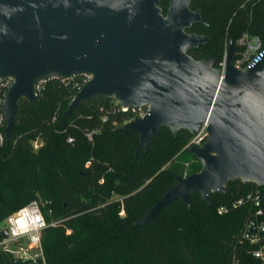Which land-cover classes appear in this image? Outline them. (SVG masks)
Wrapping results in <instances>:
<instances>
[{
	"label": "trees",
	"instance_id": "1",
	"mask_svg": "<svg viewBox=\"0 0 264 264\" xmlns=\"http://www.w3.org/2000/svg\"><path fill=\"white\" fill-rule=\"evenodd\" d=\"M159 6L165 13L169 0H160ZM190 9L200 10L205 24L194 22L185 31L208 40L188 54L202 59L215 53V67L229 38L235 44L244 33L264 31V0H193ZM11 83V78L0 79V106ZM84 83L82 74L44 79L36 91L38 100L30 104L20 99L8 140L0 109V221L34 199L46 202L41 238L45 264L248 260L242 230L254 211L250 194L256 191L264 220V185L229 180L225 192L211 193L209 202L194 192L189 207L176 199L156 220L135 225L184 171H200V161L187 146L193 134L182 128L174 135L162 126L147 150L135 156L138 133L120 126L137 110H124L114 97L102 95L82 102L62 126L68 101ZM240 198L241 205L230 207ZM222 205L228 207L219 214ZM0 264L30 263L0 252Z\"/></svg>",
	"mask_w": 264,
	"mask_h": 264
},
{
	"label": "water",
	"instance_id": "2",
	"mask_svg": "<svg viewBox=\"0 0 264 264\" xmlns=\"http://www.w3.org/2000/svg\"><path fill=\"white\" fill-rule=\"evenodd\" d=\"M193 0H0V79L11 78L0 109L8 140L20 99H39L35 85L52 75L91 78L68 101L61 125L80 104L102 95L127 109L148 105L143 116L120 126L138 133L135 156L146 151L162 126L196 135L206 124L203 146L188 148L198 172L178 177L135 225L156 220L166 205L199 192L209 202L229 180L264 185V73L262 61L236 68L229 38L223 75L215 53L193 59L190 48L208 36L185 29L205 24ZM264 41V31L260 32ZM7 234V230H4Z\"/></svg>",
	"mask_w": 264,
	"mask_h": 264
},
{
	"label": "built area",
	"instance_id": "3",
	"mask_svg": "<svg viewBox=\"0 0 264 264\" xmlns=\"http://www.w3.org/2000/svg\"><path fill=\"white\" fill-rule=\"evenodd\" d=\"M226 49L227 45L223 59L218 66L221 76L225 67ZM260 61H262L264 73L263 37L260 34L244 33L235 42L233 65L236 68H248ZM81 74L85 82L91 78V75L88 73ZM43 80H38L36 83V91L41 86ZM122 109L126 110L123 107ZM206 136V124L203 123L199 132L193 135L187 146H198L203 137ZM71 140V138L68 139V141ZM183 176H186L185 172ZM250 199L254 205V211L245 222L242 230V240L249 245L246 251L249 259L242 263L240 258H235L234 264H264V220L262 218L263 209L261 207L260 192L256 191L253 195L250 194ZM242 203L243 199L240 198L232 202L230 207H237ZM227 207L226 205H222L217 209V212L219 214L226 212ZM46 226L43 213L36 200L28 202L4 218L3 226H0V252L15 259L26 260L30 264L36 263L37 260H41L42 264H45L41 238ZM5 229L7 230V234L4 233Z\"/></svg>",
	"mask_w": 264,
	"mask_h": 264
},
{
	"label": "rangeland",
	"instance_id": "4",
	"mask_svg": "<svg viewBox=\"0 0 264 264\" xmlns=\"http://www.w3.org/2000/svg\"><path fill=\"white\" fill-rule=\"evenodd\" d=\"M136 110H137V113H136L135 117L136 116L140 117V116H142V115H144L146 113V111L148 110V105H143L140 108H137ZM135 117H133V118H135ZM206 139H207V136L203 137V140L200 141L198 146H203V144L206 142ZM33 145H34L35 148H37V146H38V144L36 142ZM184 172L186 173L187 171H184ZM183 175H184V173H183ZM34 200H36V202L38 203V205H39V207H40V209L42 211L43 204L45 205L46 202H42L41 199H34ZM121 214L122 215L124 214L123 211L121 212ZM3 223H4V219L2 221H0V226H3ZM52 224H54V223H52Z\"/></svg>",
	"mask_w": 264,
	"mask_h": 264
},
{
	"label": "crops",
	"instance_id": "5",
	"mask_svg": "<svg viewBox=\"0 0 264 264\" xmlns=\"http://www.w3.org/2000/svg\"><path fill=\"white\" fill-rule=\"evenodd\" d=\"M38 144V142H36Z\"/></svg>",
	"mask_w": 264,
	"mask_h": 264
}]
</instances>
